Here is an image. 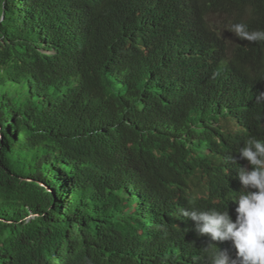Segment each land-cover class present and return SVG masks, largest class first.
Here are the masks:
<instances>
[{
	"label": "trees",
	"instance_id": "16d2710c",
	"mask_svg": "<svg viewBox=\"0 0 264 264\" xmlns=\"http://www.w3.org/2000/svg\"><path fill=\"white\" fill-rule=\"evenodd\" d=\"M4 1L0 264H58L53 251L62 240L78 248L63 264H187L179 241L156 240L163 219L155 196L137 188L151 181L197 208L211 204L212 190L227 197L249 190L236 167L251 166L237 151L248 137L264 140V101L256 99L264 92V41L206 28L233 71L209 64L171 73L163 67L168 44L143 54L131 42L130 64L120 48H129L128 37L117 36L124 26L168 19L169 2L96 4L89 35L74 0ZM217 11L249 32L264 30V0H217ZM186 51L202 50L193 43ZM41 195L61 221L26 220L46 203ZM145 213L157 217L154 240L134 217ZM209 241L189 237L192 255L205 256Z\"/></svg>",
	"mask_w": 264,
	"mask_h": 264
},
{
	"label": "clouds",
	"instance_id": "9594fccd",
	"mask_svg": "<svg viewBox=\"0 0 264 264\" xmlns=\"http://www.w3.org/2000/svg\"><path fill=\"white\" fill-rule=\"evenodd\" d=\"M97 1V2H94ZM106 0H74L75 4L85 15L81 18V25H87L90 35L93 28L92 16L89 12ZM171 3L166 13L168 19L158 22H146L141 26H124L117 31L118 39L128 37L129 48L120 47L131 64L133 51L131 42L140 46L142 53L156 48L160 45L170 46L168 60L163 62V67L169 68L171 73L189 68H199L202 65L215 64L224 67L227 72H232V68L227 59V55L221 54L214 46V40L206 28L215 31L216 34H223L227 31L229 35L242 34L249 41H264V30L247 31L241 23L235 22L225 13L217 11V0H160ZM6 2L0 0V21L4 19V8ZM212 15H222L227 19L228 24L222 26L219 31L214 28L215 23L211 20ZM91 22V23H90ZM96 22V21H95ZM89 23V24H88ZM155 29V35L148 32ZM227 37V36H226ZM195 44L201 55H195L196 51H186ZM202 54L206 56L202 57ZM219 55H224L219 56ZM138 62V60H137ZM139 68L140 64L138 62ZM257 101H264V92H260ZM241 159H246L251 167H236L238 178L242 185L249 189L240 192L236 196L227 197L221 190H212L207 195L211 204L206 208H197L192 203L167 195L163 189L153 182H145L144 186L139 185L137 189L142 193L152 194L155 210L162 217L159 220V237L156 240H164L167 243L179 241L180 251L185 254L189 251L187 264H193L196 260L205 259V264H264V140L255 137H248L238 148ZM232 164H236L235 158L229 157ZM26 181H34L26 178ZM37 185L45 192L53 195L52 189L43 181L36 180ZM143 187H145L143 189ZM204 190V189H202ZM46 203L39 205L38 211H29L26 220L40 217L45 220L61 221L60 217L54 219L58 210L54 204L48 203L46 196L41 195ZM230 200H233L231 202ZM235 201V202H234ZM232 203H236L235 220L232 219ZM231 204V207L227 205ZM140 226L147 225L146 235L150 240L155 225L156 218L150 217L147 213L134 216ZM160 217V218H161ZM190 238H207L208 247L203 249L202 254L193 256L188 244ZM216 246V247H215ZM76 247L72 240H62L57 242L53 251V258L58 259V264H63L65 256ZM77 247L74 252L77 251ZM45 251V250H44Z\"/></svg>",
	"mask_w": 264,
	"mask_h": 264
},
{
	"label": "rangeland",
	"instance_id": "374dc122",
	"mask_svg": "<svg viewBox=\"0 0 264 264\" xmlns=\"http://www.w3.org/2000/svg\"><path fill=\"white\" fill-rule=\"evenodd\" d=\"M211 20L215 23L214 28L221 31L224 28L222 26H225L228 24L227 19H225L222 15H212ZM59 217L56 215L54 219H58Z\"/></svg>",
	"mask_w": 264,
	"mask_h": 264
}]
</instances>
